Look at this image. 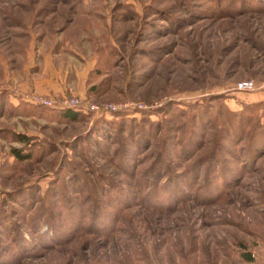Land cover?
Listing matches in <instances>:
<instances>
[{"label":"rangeland","instance_id":"obj_1","mask_svg":"<svg viewBox=\"0 0 264 264\" xmlns=\"http://www.w3.org/2000/svg\"><path fill=\"white\" fill-rule=\"evenodd\" d=\"M90 60L84 95L38 91ZM73 97L118 108L65 124L39 103ZM100 118L116 122L107 138ZM242 251L264 264V0H0V264Z\"/></svg>","mask_w":264,"mask_h":264},{"label":"trees","instance_id":"obj_2","mask_svg":"<svg viewBox=\"0 0 264 264\" xmlns=\"http://www.w3.org/2000/svg\"><path fill=\"white\" fill-rule=\"evenodd\" d=\"M93 89H95V86H92L91 88H90V91L91 90H93ZM53 113H55L56 115H57V117L62 121V122H64L65 124H67V123H73V122H78V121H82V120H84L85 118H87V117H89L88 116V114H85V113H82V112H79V111H76V110H73V109H70V108H66V109H60V110H53ZM103 116L105 117V115L103 114ZM122 116H124V115H122ZM121 116V117H122ZM101 120H99L98 121V123H99V128H98V135H102L104 138H107V136H110L111 134H112V131H113V129H115V126H116V122L114 121V120H107V121H105V119L104 118H100ZM122 119L123 120H121V122L122 123H125L126 121H128V120H125L124 119V117H122ZM101 123V124H100ZM171 127V126H170ZM172 130H174V129H172ZM135 134H132V138H133V140H135ZM143 136V135H142ZM23 137L24 136H20L19 135V138H20V141H24L23 140ZM139 137H141V136H139ZM138 139V138H137ZM144 143H145V140L143 139V142H142V144L144 145ZM178 145H180L179 143H177V146ZM203 145H204V143H203V140H201L200 142H199V144L197 143V146L195 147V150H194V152H192V154H194L195 152H197L199 149H201L202 147H203ZM53 146V145H52ZM23 151V150H22ZM12 154H13V156L15 157V159L17 160V161H21V160H26V159H28L29 158V156H30V154H29V152H25V153H23V152H21L20 150H18V149H13L12 150V152H11ZM105 155H106V159H109L110 160V158L113 160V161H115V160H119V152L117 153L116 151H114V152H111V154L109 155L107 152H105L104 153ZM121 154V153H120ZM160 158V157H159ZM157 163V162H156ZM158 172H156V176L153 178V181H155L154 182V185H153V189H149L145 194H144V196L145 197H147V198H149V197H152V192H155V190L158 188V184H159V179H161L162 177H159L158 178ZM144 175L146 176V174L144 173ZM160 175V174H159ZM156 180H158L157 182H156ZM89 197V196H88ZM90 200H91V197H89V198H87V202H86V204L87 203H89L90 202ZM93 212H92V214H91V218H90V220L88 221L89 222V225H87L86 227H87V229L89 228V230H97L98 229V231L100 230V228L98 227V226H96V225H98L99 224V210H100V207H99V202L98 203H96L94 206H93ZM70 210V209H69ZM72 211V210H71ZM42 222H46V221H44V220H40V221H38V224H37V228H39L40 227V225H41V223ZM78 223V222H77ZM83 225V226H82ZM49 226L52 228V232H55V233H52L51 234V237L54 235V234H56V236H57V231L59 230V227H57L53 222L52 223H50L49 222ZM75 227H78L80 230H81V228L80 227H85L84 226V224H82V222L80 221L79 223H78V225L77 226H75ZM102 228V227H101ZM103 229V228H102ZM38 230V229H37ZM79 231V230H78ZM50 239H52V238H49V240ZM237 259H238V261H239V263H245V264H253V257H252V255H251V253L250 252H246V251H242V252H240L238 255H237ZM70 261V260H69Z\"/></svg>","mask_w":264,"mask_h":264},{"label":"crops","instance_id":"obj_3","mask_svg":"<svg viewBox=\"0 0 264 264\" xmlns=\"http://www.w3.org/2000/svg\"><path fill=\"white\" fill-rule=\"evenodd\" d=\"M89 70L81 69L78 65H75V73L71 75V77L67 74L63 83L59 86L57 85V81L54 80L52 77H45L43 80L37 84L38 91L42 93L52 94V95H59L64 92L70 91L72 94L84 95L86 93V79L87 74L92 69L94 65V60H90L88 63ZM72 73V72H71Z\"/></svg>","mask_w":264,"mask_h":264},{"label":"built area","instance_id":"obj_4","mask_svg":"<svg viewBox=\"0 0 264 264\" xmlns=\"http://www.w3.org/2000/svg\"><path fill=\"white\" fill-rule=\"evenodd\" d=\"M251 83H242L239 85V88H250ZM39 103L45 105L47 107H56L60 109L70 108L82 113H100L106 114L109 112L114 111L118 108V104L114 103H94L89 102L86 99H82L80 97L77 98H69V99H62L59 101H53L51 99H41ZM121 105V104H120Z\"/></svg>","mask_w":264,"mask_h":264}]
</instances>
